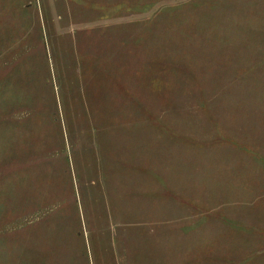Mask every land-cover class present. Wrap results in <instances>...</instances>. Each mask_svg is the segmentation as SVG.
<instances>
[{"label":"rangeland","instance_id":"rangeland-1","mask_svg":"<svg viewBox=\"0 0 264 264\" xmlns=\"http://www.w3.org/2000/svg\"><path fill=\"white\" fill-rule=\"evenodd\" d=\"M116 257L264 264V0H0V264Z\"/></svg>","mask_w":264,"mask_h":264},{"label":"crops","instance_id":"crops-1","mask_svg":"<svg viewBox=\"0 0 264 264\" xmlns=\"http://www.w3.org/2000/svg\"><path fill=\"white\" fill-rule=\"evenodd\" d=\"M105 257H107V256H105ZM99 260V259H98ZM113 261L114 262H112V263H110V264H121L119 261H118V259H117V257L116 258H114L113 259ZM99 262H100V260H99ZM111 262V261H110ZM101 264H109L108 263V259H102V261L100 262Z\"/></svg>","mask_w":264,"mask_h":264}]
</instances>
